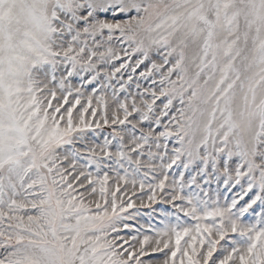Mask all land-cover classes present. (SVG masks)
<instances>
[{
    "label": "snow or ice",
    "instance_id": "obj_1",
    "mask_svg": "<svg viewBox=\"0 0 264 264\" xmlns=\"http://www.w3.org/2000/svg\"><path fill=\"white\" fill-rule=\"evenodd\" d=\"M0 264H264V0H0Z\"/></svg>",
    "mask_w": 264,
    "mask_h": 264
}]
</instances>
